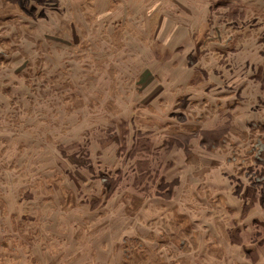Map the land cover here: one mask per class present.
I'll return each instance as SVG.
<instances>
[{
    "label": "rangeland",
    "instance_id": "374dc122",
    "mask_svg": "<svg viewBox=\"0 0 264 264\" xmlns=\"http://www.w3.org/2000/svg\"><path fill=\"white\" fill-rule=\"evenodd\" d=\"M0 264H264V0H0Z\"/></svg>",
    "mask_w": 264,
    "mask_h": 264
}]
</instances>
